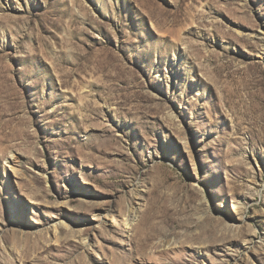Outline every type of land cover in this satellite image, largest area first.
Instances as JSON below:
<instances>
[{
  "label": "rangeland",
  "instance_id": "obj_1",
  "mask_svg": "<svg viewBox=\"0 0 264 264\" xmlns=\"http://www.w3.org/2000/svg\"><path fill=\"white\" fill-rule=\"evenodd\" d=\"M0 264H264V0H0Z\"/></svg>",
  "mask_w": 264,
  "mask_h": 264
},
{
  "label": "bare ground",
  "instance_id": "obj_2",
  "mask_svg": "<svg viewBox=\"0 0 264 264\" xmlns=\"http://www.w3.org/2000/svg\"><path fill=\"white\" fill-rule=\"evenodd\" d=\"M16 158V156L14 157V159Z\"/></svg>",
  "mask_w": 264,
  "mask_h": 264
}]
</instances>
